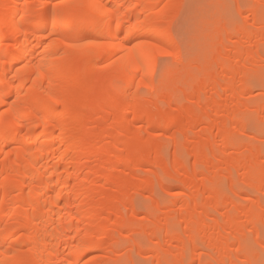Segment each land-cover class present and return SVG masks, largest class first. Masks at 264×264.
I'll return each mask as SVG.
<instances>
[{
    "label": "bare ground",
    "instance_id": "6f19581e",
    "mask_svg": "<svg viewBox=\"0 0 264 264\" xmlns=\"http://www.w3.org/2000/svg\"><path fill=\"white\" fill-rule=\"evenodd\" d=\"M160 3L0 0V264H89L83 262L87 253L106 244L119 248L123 234L136 230L148 239L147 249L133 240L128 245L149 253L157 264L163 259L164 264H203L202 256L211 251L216 254L205 264H260L264 259L250 244L253 238L264 249V204L253 199L264 188V154L249 145L242 150L235 139V133L247 131L242 114L251 103L245 99L254 89L251 73L263 61L262 47L256 45L264 40L263 1L248 10L238 6L240 15L247 14L246 23L233 34L226 32L235 43L220 72L194 83L191 93L183 92L187 103L156 82L158 57L181 48L172 35L174 5L169 15L170 3L157 10ZM218 44L226 46L223 38ZM145 97L147 105L140 109ZM219 106L223 121L205 111L208 107L217 115ZM175 110L182 114L172 116ZM253 110L264 119V103ZM136 122L145 125L144 133L136 131ZM176 124L180 133L203 128L190 148L193 167L184 166L182 137L175 139L179 153L173 168L167 166V144L148 142L151 129ZM188 136L186 131L184 141ZM216 162L227 167L224 175ZM144 164L155 170L143 175ZM241 170L255 209L224 197L220 188L223 178L233 183ZM180 173L185 179L178 183L187 193L172 206L153 202L160 215L144 212L149 225H137L143 213L138 195L129 191L147 188L156 196L161 176ZM244 190L232 192L241 198ZM229 206L233 215L223 212Z\"/></svg>",
    "mask_w": 264,
    "mask_h": 264
},
{
    "label": "rangeland",
    "instance_id": "374dc122",
    "mask_svg": "<svg viewBox=\"0 0 264 264\" xmlns=\"http://www.w3.org/2000/svg\"><path fill=\"white\" fill-rule=\"evenodd\" d=\"M239 1H241L244 4H242ZM257 1L258 0H171V2L170 1L168 2V0H161V3L158 6L157 10L163 9L164 6H167V4L169 5V3H170V7H168L169 15L171 13V10H169V9H172L173 7H171V6L174 5V10L172 9L174 14L171 16H174V17L177 16V17H176L175 21H174V17H172L173 18V20H172V23H173L172 28L173 29L172 28L171 29H172L173 33L172 32L171 33L174 36L176 42L178 43V46H179V44L181 45V48L179 46V50H180L178 53L179 55L177 53H175L173 50L172 51L170 50L171 52L165 53L163 55H160V57H158V61H157L158 62L157 63L158 74H156V77L158 75V79L156 78V80H157L156 82L158 83L157 85L160 88H162L163 86H164V88H167L171 92V94L175 95L174 98L176 100L178 99L177 101H180L181 103H187L188 97H186L183 94V92L191 93L193 91V88L196 87L197 84H199L198 82H202L204 79L212 78L211 77L212 75L220 72L219 71V69H220L219 64L222 61L223 62L225 61V57H227L226 54L228 53V51H230V47L233 46L235 43V42H232V41H234V39H231L229 37H225L226 32H230L229 34H233L236 32L237 28H239L241 25L246 23L247 14L240 15L238 6L240 7V5H241L240 8L248 10V8H252V6H256ZM262 1H263V10H264V0H262ZM172 2H174V3H172ZM176 2H178V3H176ZM244 7H246V8H244ZM248 23L250 26H252L253 22H252L251 18H248ZM168 26H171V24ZM263 30H264V27H263ZM222 38L224 39V41L226 43L225 44L226 46L223 48H221L218 44ZM260 41L258 40V42H257L258 44H256V45H258L259 48L262 47L260 50H261V56L263 58V61H260L256 67V70H254L251 73L252 74V81L254 83V84L253 83L252 84L255 86L252 85V87H254V89L252 90V93H250L249 96H247V98L245 99L246 103H251V107L249 108V110L245 109L244 113L242 114V118L243 119L245 118L244 120L246 123L247 131H246V133H242V132L235 133V139H236V142L238 143V145L240 146V148L242 150L247 149L246 146L249 145V146H253L255 148L260 149L262 151V153L264 154V119H261L253 110L255 104L264 103V75H263V73H264V53H263L264 52V40L260 39ZM7 42H9L8 44H11L13 41L10 40ZM7 42H5V43H7ZM14 44H15V42H13V45L11 44L12 47L14 46ZM15 46L13 47L14 49H15ZM242 46H243L242 48H244V49L247 48L246 43L242 44ZM160 78L162 80H159ZM219 78L221 79L222 77H218V79ZM163 81H165V82H163ZM162 82H163V84H161ZM190 85H191V87H190ZM255 87L257 88V90ZM187 88H189L191 90L189 91V89H187ZM144 93L146 94V91ZM149 94L150 93H147L146 96H149ZM221 95H222L221 98H223V99L226 98L225 93L224 94L221 93ZM147 98L148 97H145V100L142 101V103H140V106H139L140 109L143 108V105L144 106L147 105L146 100L149 99V98L148 99ZM221 105H222V103H221ZM208 107L205 108V111L208 110L209 114L212 115V117L210 116L211 118H213L214 120L216 119V121H218V119L220 121L224 120V114H223L224 112L221 110L223 107L221 108V106H219L218 110L219 111L221 110L220 111L221 113L218 112L217 115H215L213 113V111H211L213 114L210 113ZM164 109H166L165 105H164ZM180 114H182V112L181 111L179 112V110H177V111L175 110L171 113V115L172 116L174 115V117H179ZM131 116L132 115L129 114L128 118L130 119ZM131 120H132V118H131ZM109 123L112 124L111 120L107 124H109ZM142 125H143V127L145 126L142 122L134 123V126H136V131L139 129V131H142L144 133V131L146 129L143 128L144 130H142L141 129ZM93 127H95V125H92V128ZM250 127H251V129H250ZM150 131H151L150 134H148V136H149L148 138H150L149 139L150 141L147 140L148 142L151 143L153 140H158L160 142L163 141V143L167 144V156L171 161V162L167 161V162H169L167 165L168 167H170V165H171V167L173 168V159L175 157H177V155H178V154H176V152L179 153V151H178L179 148H178V150H175V147H177L175 145V141L179 140V138H181V137H182V139H180V140L181 141L183 140L182 144L184 145L183 154H185V157H186V158L184 157L186 160V164L184 162V166L188 167V168L193 167L194 162H195V160H194L195 157H194V153L192 151L193 149L191 150L190 148H194L196 146V144L199 142L200 137H202L203 128L201 126L200 127L194 126V127L186 128V130L184 131L185 133H180L182 131V130L180 131V128H179V132H178L177 124L172 126L171 128H164L161 130L160 129L159 130L151 129ZM186 131H187V133H189V136H188L189 138L187 137L186 140L184 141L183 137H184V134H186ZM255 132L258 134H256ZM153 134H155V136L157 138L155 136H153ZM143 135H142V140H143V138L146 139V137H147L146 134H143ZM175 136H176V138H175ZM254 136H256V137L258 136L257 140L254 139ZM215 139H216V144L220 146V144L218 143V142H220L218 140L219 139L218 136H216ZM105 140H107V139H105ZM108 140L105 142H108ZM148 142H146V143L148 144ZM187 145L189 146V148ZM217 145H215L214 146L215 148L213 149V150H215V152L216 151L218 152V149H219V147H216ZM190 152H191V154H190ZM217 152L215 154H217ZM233 157H237V156L233 155ZM187 158H188V160H187ZM260 164H263L261 166L264 167L263 161L260 162ZM186 165H188V166H186ZM216 165H218L216 167H217L218 172L220 173L219 175L220 176L224 175L226 173L225 169L227 167L224 164L218 163V162H216ZM151 167L152 166H149L148 164H144L140 167V171L143 175L146 176L152 170H155V168L153 169V167L152 168ZM172 168H170V169H172ZM243 172H245V170H241L240 173L235 176L233 183H231L228 178H223L221 181L220 188H222L224 197H232L234 199H238V201L242 202L246 207H249V205H250V206H253V208L254 207L256 208L257 207L256 204L248 200L251 197L249 196V194H246L247 190L245 189V187L243 185V182H244V180H243L244 179V173ZM182 175H183V173L176 174V175H174L175 176L174 178H168L167 177V179H166V177L161 176V178L157 184L156 196H151V194L149 193L147 188L142 189L137 193H133L134 191H132V189L129 191V196L131 194H132V196H133V194L138 195V198H139L138 208H141V209H139V211H142V213H143L137 219V222H136L137 225H139L140 227L149 225V222L145 218L146 217L145 214H151L152 216L153 215H155V216L160 215V212L157 209L151 208V207H155V205L154 206L152 205L153 202H158L159 204L163 203L161 206H164V203H165V205L168 203L171 205L172 201L181 199L182 193L183 194L187 193L186 190L178 183V180L181 181V180L185 179V176L184 175L182 176ZM200 178H202V177L200 176L197 178V179H199L198 180L199 183L202 180V179L200 180ZM239 189L240 190H244V189L246 190V192H245V190L242 192L241 198H237L235 195H233V192H232V191H237ZM168 193L171 196H169ZM152 197L154 198V200H152L153 199ZM255 197H257V198L253 197L254 200H256L260 203L262 202L261 204H264V188L261 190V193H258V195ZM150 204H151V206H150ZM149 209L152 210L153 212H150ZM174 210H176V212L178 211L177 208H174ZM144 212H145V214H144ZM223 212L226 215L227 214L233 215L235 213V210L233 209V207L229 206ZM242 216L243 215L240 216V219H241L240 221L242 223H245V218H244V216L243 217ZM218 217H221V216L219 215ZM220 220L222 221L223 218ZM209 222L212 223V221H209ZM261 230H263V229H261ZM130 232H132V231H128V232L123 234L121 239H123V242L126 243V245L123 243L121 246H119V248L121 247L120 249L118 247H116L118 249H116L115 247L113 249V247H111L110 244H106L99 251L87 253L88 255L86 254L83 257L84 258L83 262L85 260L86 263H89V264H157V262L155 260H152L149 253L140 254V253L135 251L136 249L133 250L132 247H130L128 245V243L130 241L132 242V240H133L136 243L137 248H141V250L143 248L144 250H146L148 247L147 245L149 244L148 239L145 238L146 236L143 235L144 236L143 237L140 233H138L137 230L134 231V233L132 232V234ZM135 232H137L140 235L136 234ZM260 234L263 236V237L261 236V238L264 239V230ZM201 236H202L201 234H200V236H198V242H200ZM128 237H130V238H128ZM137 238H138V240H137ZM196 239H197V237H196ZM196 239H195V241H197ZM198 242H197V244H199ZM250 244L252 247L253 254L258 255V256L261 254L264 255V249L261 248L260 246H257L255 244V241L253 238L250 239ZM173 245H174L173 250L177 253L179 251V249L176 247L175 244H173ZM104 248L108 249L109 251L108 250L106 251ZM111 249H113V250H111ZM204 254H205V252H204ZM215 254L216 253L213 251H211V253H206L207 256H205V255H204L205 257L202 256L204 258V260L201 261V263L203 262V264H205L206 261H208V259L211 256H214ZM115 255L116 256L118 255V257H116ZM196 257H198V255ZM205 258H206V260H205ZM87 259H88V262H87ZM170 260H173V259L170 258ZM262 260L264 261V259H259V263L261 262L260 264H262V262H263ZM161 261H164V262L160 263V264H164L165 262H167L164 259ZM241 263H243V262H241ZM29 264H30V262H29ZM196 264H199V263L196 262Z\"/></svg>",
    "mask_w": 264,
    "mask_h": 264
},
{
    "label": "snow or ice",
    "instance_id": "6c2138e0",
    "mask_svg": "<svg viewBox=\"0 0 264 264\" xmlns=\"http://www.w3.org/2000/svg\"><path fill=\"white\" fill-rule=\"evenodd\" d=\"M170 54V53H169Z\"/></svg>",
    "mask_w": 264,
    "mask_h": 264
}]
</instances>
